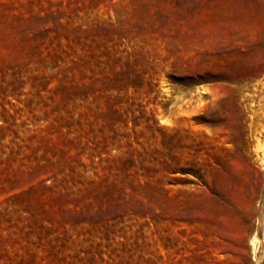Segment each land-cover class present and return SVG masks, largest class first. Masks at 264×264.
<instances>
[{
    "label": "rangeland",
    "instance_id": "obj_1",
    "mask_svg": "<svg viewBox=\"0 0 264 264\" xmlns=\"http://www.w3.org/2000/svg\"><path fill=\"white\" fill-rule=\"evenodd\" d=\"M0 264H264V0H0Z\"/></svg>",
    "mask_w": 264,
    "mask_h": 264
},
{
    "label": "trees",
    "instance_id": "obj_2",
    "mask_svg": "<svg viewBox=\"0 0 264 264\" xmlns=\"http://www.w3.org/2000/svg\"><path fill=\"white\" fill-rule=\"evenodd\" d=\"M12 78H14V75H13V77ZM104 225V227H107V228H109V227H112V228H114V225L113 224H111V225H108L107 223H104L103 224ZM33 229V228H32ZM40 229V228H39ZM48 231L49 230H51V229H47Z\"/></svg>",
    "mask_w": 264,
    "mask_h": 264
}]
</instances>
